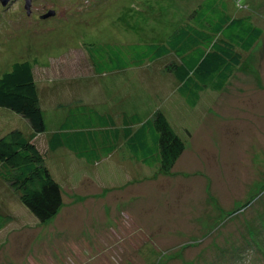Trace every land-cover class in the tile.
I'll return each instance as SVG.
<instances>
[{"label":"rangeland","instance_id":"rangeland-1","mask_svg":"<svg viewBox=\"0 0 264 264\" xmlns=\"http://www.w3.org/2000/svg\"><path fill=\"white\" fill-rule=\"evenodd\" d=\"M201 1L30 0L26 7L27 0H0V77L13 62L34 60L43 105L49 107L57 95L63 99L66 90L73 98L63 105L66 108L77 104V95L86 98L84 103L101 102L104 96L97 91L108 84L127 85L128 78L118 77L117 83V77L110 82L104 74H92L86 50L163 41ZM225 1L229 12L252 17L264 29V0ZM172 59L135 69L140 86L165 101L176 94L174 78L163 72L164 63ZM68 82L78 84L77 94ZM59 84L66 88L62 96L51 88ZM252 93L259 95L258 100ZM211 102L221 105L210 109ZM164 109L180 134L190 128L202 130L208 122L201 115H212L206 119L221 124L220 151L215 136L206 154L190 148L196 167H183L184 163L163 175L172 179L166 187L146 178L135 182L149 190L143 199L115 200L109 185L124 177L110 178L112 160L94 163L90 170L87 159L74 156L86 168L75 175L68 172L72 154L59 150L46 163L61 190H75L71 194L78 198L67 206L68 218H73L62 222L63 230L59 222L55 228L51 221L34 224L17 193L0 180V213L14 219L0 229V264H264V36L245 54L226 89L200 95L195 115ZM110 118L121 144L127 130L116 117ZM13 129L29 137L31 128L20 115L0 108V135ZM234 130L243 132L240 141L233 138ZM42 142V148H48V142ZM63 165L64 172L59 171ZM131 180H140L139 173L134 172ZM126 225L140 235L125 237L121 228ZM65 231L69 236L63 235Z\"/></svg>","mask_w":264,"mask_h":264},{"label":"trees","instance_id":"trees-1","mask_svg":"<svg viewBox=\"0 0 264 264\" xmlns=\"http://www.w3.org/2000/svg\"><path fill=\"white\" fill-rule=\"evenodd\" d=\"M263 36L264 29L252 17L229 12L225 0H202L186 21L163 41L126 47L104 44L96 50L87 49V59L97 76L104 74L110 82L117 77V83L118 77L129 79H126L127 85L119 86H129L128 91L134 98L133 108L126 111L130 130L126 132L125 142L133 159L156 168L160 175L168 176L174 171L192 132L178 133L164 108L188 113L197 107L205 90L221 93L243 64L245 54ZM167 58L173 59L168 60L169 64L165 61L163 72L174 78L177 87L175 96L161 106L157 95L150 96L142 89L135 69ZM35 64L34 60L13 62L10 70L0 77V108L20 115L31 128L29 137L19 129L0 135V180L17 193L21 204L34 216V224L51 221L55 228L54 224L59 222L57 226L63 230L66 226L62 222L70 213L67 206L78 198L72 196V189L61 190L46 163L47 153L37 147L34 138L48 132L55 135L54 141L59 147L79 159H87L86 168L92 170V165L113 152L118 143V130L110 118L116 101L110 97L113 93H106L108 97L98 107L90 99L84 103L86 98L77 95V104L66 108L63 105L73 98H68L64 84H59L51 88L59 89L60 96L64 89L66 92L63 99L57 95V111L51 114L40 99L33 73ZM68 84L76 92L74 86L78 84ZM86 168L82 166L74 171L75 175L85 172ZM69 198L72 201L68 205ZM62 213L65 214L61 217ZM3 215L0 213V229L7 221H14ZM66 234L69 236L67 231L63 233Z\"/></svg>","mask_w":264,"mask_h":264},{"label":"crops","instance_id":"crops-1","mask_svg":"<svg viewBox=\"0 0 264 264\" xmlns=\"http://www.w3.org/2000/svg\"><path fill=\"white\" fill-rule=\"evenodd\" d=\"M128 88H129V86L120 87V86H115V85H109V86L102 87L99 91H97V93L102 94L105 99L108 97L107 94L113 93V95H110V97L112 99H114L116 101V103L112 107V109H113L112 116L116 117L117 122L120 125H124L123 128H125L127 126L126 127L127 129L126 128L125 129L129 131L130 129L128 128V126L130 125V123H129V120H128L127 115H126V111L128 109L131 110L130 108H133L131 105L133 103L132 100L134 98L131 96L130 92L128 91ZM205 91H210V90H205ZM175 92H176V90H175ZM149 95L153 96L152 94H149ZM252 96L256 100H258V98H259V95H254L253 93H252ZM56 102H57V100L48 107V108H50L51 114H56L57 108L54 106ZM165 102L166 101L164 100V98L158 96L157 103H159L161 106H164ZM94 103L98 107L101 105V102H94ZM225 104L226 103H223V105H225ZM219 105H221V104L218 102H211L210 103V109L216 108ZM195 108H197V107H195ZM195 108H193L187 114H189L190 112H193L195 115L196 114ZM211 116L209 114H207V116L204 115V117L201 115V119H203L204 121H206L208 123H211V124H208V123L205 124L203 126L202 130H195V132H196L195 133L190 128L192 135L189 137V140L185 145L184 152L182 153V155L180 156V158L178 159V161L175 164V167H174L175 171H178L179 170L178 168H181L182 167L181 164H184V163H185V165L183 167H187V166L196 167V164L194 163V161L190 160V148L193 149V151L196 154H206V153H208V146H209L208 142L210 143L211 139L215 138V136L217 138L216 147L218 148L217 150L220 151L219 149L221 148V140H222L221 129H220L221 124H218V123L214 124V121H210V120L208 121L206 119V118H210ZM211 118H213V117H211ZM192 121L194 123V119ZM118 132H117V135H118L117 137L119 139ZM197 132L201 133V135H199L198 137H197ZM242 135H243V132L241 130L239 132H235V130H234L233 138L235 140L237 138L240 141L241 139L239 137L240 136L242 137ZM52 136L53 135L48 132L44 135L37 136L35 141H34L36 143V145H38L37 147H40V148H42V146H41V143L43 144L42 140H44L45 143L48 142V148H42V149H44L43 152L47 153V158L49 160H52V157H51L52 155L59 154V150H63L61 147H59V145L56 144V141H54L55 135L53 136V138H52ZM126 138L127 137L125 136L123 139V142L121 144H119V140H118V143L115 147V150L113 152L109 153L107 156L102 157V160H100L97 163L105 162L106 160H112V163H111L110 167L108 168V173L110 175V178L111 179H116L119 177L125 178V179L123 178V182H118V183L114 182V180H113L111 182V184L109 185L110 188L112 189V191H114L113 197L115 200H120L122 198H130L132 196L143 199L144 196L149 192V190L143 189L141 186V183L140 182L135 183L136 181H143V180H147L146 178H148V180L156 181V184L160 188H162L164 186L166 187V185L169 184L172 179L171 178L166 179V177H164L163 175L158 174L156 168H154L153 170H149L146 165H143V164L135 161V159H134L135 163L133 165L131 163L133 156L125 144ZM226 138L230 139L228 136H226ZM230 144H231V142L229 143V145ZM48 150L50 151L51 155L48 154ZM66 153H68V151L65 152V154ZM70 153H72V152H70ZM72 156L73 157L70 160H67L68 165L70 167L68 172H71V171L74 172V171H76L82 167L77 161V159H79V158L76 157L77 159H75V157H74L75 155L73 153H72ZM231 156H233V155L231 154ZM54 163H58V162H54ZM208 165H209V161H208L207 166ZM58 169H59V171L64 172L65 167L63 165ZM53 172H54V170H53ZM134 172L139 173L140 180H134V181L131 180V175ZM54 174H55V172H54ZM149 176L151 178H149ZM55 177H56V175H55ZM56 179L59 180L57 177H56ZM74 191L75 190H73L72 192H74ZM73 204H75V203H73ZM69 214L70 213L67 214L64 221L70 216ZM127 221L130 222L129 217H127ZM121 230H124V236L128 237V238H131V233L133 236H137L138 234L140 235V233L130 232L128 225H126V228H124V229L122 227ZM104 235L105 234H102V237ZM113 237L117 238L118 240L120 238L119 235L114 234V233H113Z\"/></svg>","mask_w":264,"mask_h":264},{"label":"bare ground","instance_id":"bare-ground-1","mask_svg":"<svg viewBox=\"0 0 264 264\" xmlns=\"http://www.w3.org/2000/svg\"><path fill=\"white\" fill-rule=\"evenodd\" d=\"M92 74H95V71H94V69L92 70ZM35 139L36 138H34V141H35ZM63 150H65L66 152L68 151L67 149H64V148H62ZM68 153H70V151H68ZM70 154H72V153H70ZM2 181V180H1ZM3 182V181H2ZM58 183H60V181L58 180Z\"/></svg>","mask_w":264,"mask_h":264},{"label":"water","instance_id":"water-1","mask_svg":"<svg viewBox=\"0 0 264 264\" xmlns=\"http://www.w3.org/2000/svg\"><path fill=\"white\" fill-rule=\"evenodd\" d=\"M29 3H30V0H27V3H26V7H29ZM53 13H51V14H48L47 16H45V17H48L49 15H52Z\"/></svg>","mask_w":264,"mask_h":264}]
</instances>
